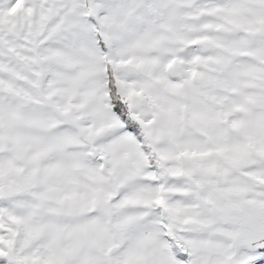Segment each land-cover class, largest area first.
I'll return each mask as SVG.
<instances>
[{
    "label": "snow or ice",
    "instance_id": "6c2138e0",
    "mask_svg": "<svg viewBox=\"0 0 264 264\" xmlns=\"http://www.w3.org/2000/svg\"><path fill=\"white\" fill-rule=\"evenodd\" d=\"M0 264H264V0H0Z\"/></svg>",
    "mask_w": 264,
    "mask_h": 264
}]
</instances>
